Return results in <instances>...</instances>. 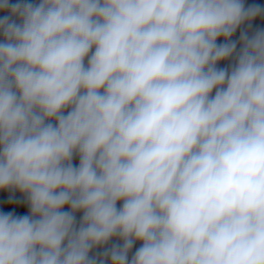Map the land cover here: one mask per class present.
Returning a JSON list of instances; mask_svg holds the SVG:
<instances>
[{
  "label": "clouds",
  "instance_id": "9594fccd",
  "mask_svg": "<svg viewBox=\"0 0 264 264\" xmlns=\"http://www.w3.org/2000/svg\"><path fill=\"white\" fill-rule=\"evenodd\" d=\"M258 18L0 0V190L28 208L0 212V264H264Z\"/></svg>",
  "mask_w": 264,
  "mask_h": 264
},
{
  "label": "trees",
  "instance_id": "16d2710c",
  "mask_svg": "<svg viewBox=\"0 0 264 264\" xmlns=\"http://www.w3.org/2000/svg\"><path fill=\"white\" fill-rule=\"evenodd\" d=\"M246 4H259L264 6V0H245ZM254 26L264 27V19L258 18L253 22ZM239 33H237L238 36ZM74 163L78 164V160H74ZM13 197L17 201H22L23 196L18 191L13 192L11 190H0V212H14L17 215H26L28 214L27 205L24 203H9V198ZM80 214H77V219H79ZM139 247V244H136L133 248Z\"/></svg>",
  "mask_w": 264,
  "mask_h": 264
}]
</instances>
